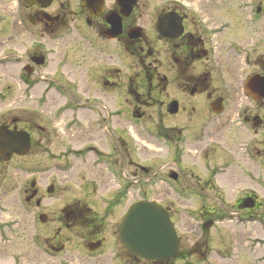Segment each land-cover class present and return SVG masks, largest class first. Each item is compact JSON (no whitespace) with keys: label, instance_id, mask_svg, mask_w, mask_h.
Masks as SVG:
<instances>
[{"label":"flooded vegetation","instance_id":"af4514ba","mask_svg":"<svg viewBox=\"0 0 264 264\" xmlns=\"http://www.w3.org/2000/svg\"><path fill=\"white\" fill-rule=\"evenodd\" d=\"M20 4L23 18L18 22L24 32L17 34L15 40L21 49L11 51L14 64L24 74L18 76L17 83L31 90L40 89L43 97L49 98L54 92L57 102L54 111L60 117L55 118L54 112L52 118L56 124L65 125L63 131L78 137L76 142L80 143L65 145L64 154H69L52 158L54 163L49 171L41 168L43 174H55L48 184L38 186L31 179L24 191L25 204L34 201L38 210L42 198L54 195L55 186L60 188L61 184L60 191L67 192L70 185L64 179L78 170L76 184L82 183L81 187L57 209L53 219L68 238L54 235L57 228L46 239L51 238L54 244L51 248L62 255L65 240L71 245L78 241L77 230L83 231L86 238L76 247V257L58 254L60 257L50 264L114 263L117 257L124 264H206L210 242L184 241L179 221L183 226L191 217L197 218V232L201 235L206 233L204 226L210 223L200 224L201 216L210 214L217 219L224 216L215 205L206 208V204L191 210L192 215L189 209L179 208V201L186 198L219 202L231 196V212L244 218L256 214L264 220V202L258 199V193H264L263 180L257 183L251 178L250 185L240 190L235 182L239 158L254 159L259 164L257 168L264 169V0H42L41 4L20 0ZM80 25L89 37L76 33L74 38L88 43L89 59L78 46L82 63L77 61L71 66L73 69L68 73H73V77L67 82L68 73L64 71L68 69L64 61L67 51L57 52L50 76L42 72L41 68L51 62L46 43L55 40L59 50L66 40L62 38L63 30L78 29ZM126 58H133L131 67H126ZM75 60L76 57L72 62ZM126 69L129 72L136 69L137 73L125 76ZM222 71L229 73L228 84L239 90L246 104L242 110L233 111L228 123L215 125L228 106V98L217 93L225 85ZM82 85L90 89L86 95L80 91ZM5 115L0 110L3 118L0 125L29 136L30 148L23 157L33 149L35 137L39 140L35 146L40 154L48 153V140L56 134L53 119L42 127L36 116L7 120ZM117 119L122 128L117 131L115 128L111 144L110 120ZM141 120H151L148 128L138 129L137 133L140 139L141 132L150 136L149 164L140 163L146 150L134 142L137 140L130 132L133 129L130 121ZM228 124L232 139L229 143L222 135ZM97 128L106 133L104 144L97 143L98 136L90 140ZM15 157L12 155L7 162ZM90 161L94 166H89ZM1 163L6 162L0 160ZM25 165L27 169L31 166ZM127 166L132 169L126 174ZM90 170L96 171L97 178L90 175ZM128 173L137 179L136 183L143 177L152 186L150 194L138 188L136 201L157 202L173 222L178 238L173 257L143 260L129 253L120 241L118 245L115 240H106V229L93 215L91 204L96 197L105 200L102 213L106 208L111 212L118 208L119 202H124ZM31 174L26 171L25 177ZM159 186L164 190L160 191ZM108 194L111 198L106 199ZM160 194L165 197L161 199ZM38 216L43 225L52 220L46 210Z\"/></svg>","mask_w":264,"mask_h":264},{"label":"rangeland","instance_id":"374dc122","mask_svg":"<svg viewBox=\"0 0 264 264\" xmlns=\"http://www.w3.org/2000/svg\"><path fill=\"white\" fill-rule=\"evenodd\" d=\"M22 18L23 16L20 0H0V110L5 112L6 115L3 117H5L7 120L15 117L27 120L31 118V116H36L39 122L42 124V127H47L48 124L46 122L49 119H53L52 114L55 112L54 110L57 106V102H55V93H51L49 98L45 96L43 97V94H40V89L36 88L31 90L17 83L18 76H24V74L23 70L20 69V66L14 64L15 57L11 54V51L12 49H21L20 45H18V41L15 40V38L19 37L17 34L24 32L22 24L18 22V20H21ZM77 23L79 24L78 21ZM2 29L3 31L1 33ZM31 30L32 28H30V31ZM76 33L82 34L83 36H88V32L82 25H80L78 29H72L69 27L66 30H63L62 38L66 37V40L61 42V47L59 50L57 49V42H55V40H50L49 44L45 42L48 59H50L51 62L47 67L41 68L42 72L46 73L48 76L51 75V73L54 71L56 62L54 64L53 62L56 60L55 56L58 51H62V54L63 52L67 51V56L64 59L68 65V69L64 70L66 73H68L69 70L70 72L72 71L73 68L71 69V66L77 61L82 63V57L78 56L79 53L77 52L78 46H81V52L87 55L89 59L90 55L87 52L88 43L82 42L79 37L76 40L74 38L77 37L75 35ZM75 57L76 60L72 62ZM58 59L59 55H57V60ZM132 60L133 58H126V67H131ZM147 62L148 61L145 63L147 64ZM129 73L136 74L137 70L130 69L129 72L126 69L125 76H127ZM221 75L224 77L223 83L225 85L218 88L217 93L228 98V106L224 110L223 115L218 117L215 125L228 123L227 118H231L233 116V111H235L236 108L242 110L244 107L243 105L246 104V102L240 98L241 95L239 90L230 87L228 84L229 73L222 71ZM70 76L73 77V73H71V75L68 73L66 82ZM87 90L90 91V89L86 88L84 85H82L80 88V91L83 93V95L87 94ZM96 90H98V88ZM113 102L114 100L111 101L110 105ZM35 108L38 111H34ZM39 111L41 113H39ZM127 113L128 110H126V114ZM54 115L55 118L59 119L60 115L57 111L54 113ZM1 120H3V118H0V121ZM117 121L118 119L115 121L110 120L111 129H109V141L111 144L112 137L115 136L113 134L115 128L116 131L122 128L117 124ZM150 121L151 120H141L139 122L130 121V123H133V129H130V132L137 140L134 142L139 143L141 147L139 145L138 146L147 151L142 153L143 159L139 160L141 164H149L148 160L150 159L149 153L151 144L149 142L151 140L147 132H141V135L143 136L141 139L138 134L140 133L139 130L148 128ZM170 121L171 120H169V123ZM63 122H66V120H63ZM128 124H126L127 127ZM64 126L65 125L56 124L54 120V125L52 127L56 134L54 138L51 137L48 140L50 145L47 148L48 153L40 154V149L35 146L37 143H39V140L37 137H35L34 147L26 158L15 157L9 162L0 164V264H50L53 259H56L55 257L58 258L60 257L59 255H61L56 249L51 248V245H54L50 241L51 238H46L52 235L54 230L59 226L58 223L54 222L53 220L56 216L57 209H59V207L64 202H67V198L70 196L72 197L81 187L82 183L76 184V182L79 181L76 179L78 170L69 175L68 178L64 179L68 181V184L70 185V188H68L67 192H61L60 189L62 185L58 183L60 188L55 186V192L52 197L47 196L44 199L42 198V206L38 210L34 201L29 202V205L25 204L24 191L28 186V181H32L31 179H33L38 186L41 184H43V186L44 184H48L49 181H51L50 179L54 177L55 174H43L41 168H45L47 171H49L54 163V158L64 154L65 145H80V143L76 142V138L78 137L73 136L70 132L68 133L63 131ZM230 130L231 127H229L228 124L226 129L223 130L224 133H222L223 137L224 135L226 136L225 140H227V143H229L228 141L232 140L230 138ZM105 134L106 133L104 130H102V128H97L93 131V136L90 140H95L98 136L97 143L104 144L107 141V139H103ZM67 154L69 153H65L64 155ZM25 163L31 165L29 169L25 167ZM241 164L245 167L243 168ZM236 165H239V167L236 169L235 181L237 183V190L249 186L250 181H252L251 178L253 179V182L256 180L257 183L261 182V180L264 182V179H261V177L264 176V169L262 167L261 169L257 168L259 164L254 159L252 161L248 160L246 157H242L237 160ZM89 166H94V162L90 161ZM131 167L129 166L128 168H125L126 174L128 170L132 169ZM94 170L89 171L90 175H93L95 178H97V173L96 171L94 172ZM26 171L32 172L33 174L29 175V177H25ZM140 178V181L136 183L137 179L132 178L130 173H128V176H126L125 180V182H127V188L123 199L124 202L122 203V201H120L119 207L113 209V212H111V210L108 211L106 208L105 213H102V209L105 207V200L100 201L93 196L95 198V201H93L91 204L93 215H95L97 219L100 220L104 230L106 229L104 236L108 242L115 240L118 244V224L121 221L122 216L129 204L139 198V195H136L137 189H145V191L149 192V194L152 192V186L150 182L144 181L143 177ZM110 186L113 188L114 184L110 183ZM128 188L131 189L129 192H127ZM259 188L260 187H257V189ZM159 190L163 191L164 189L159 186ZM74 191L76 192L74 193ZM109 192H111V190ZM258 194L259 201L264 202V193ZM109 196L110 195L108 194L106 199H108ZM159 197L162 199L165 197V194H160ZM111 200H113V198ZM203 200L206 201L201 202ZM232 202L233 199L231 196H227L224 201L219 202L214 200L209 201V199L203 198L197 199V201L187 200V198L183 202L179 201V203H181V207H178L182 210L183 208L189 209L190 211L188 212L192 215V211L194 209L202 208L204 207L202 205L206 204V208H210L215 205V208L219 210L218 212L224 216L217 219V217H212L210 214L204 215L203 212L204 216H201L202 222L200 221V224L204 225L207 221L210 223L204 226L206 227L204 229V232L206 233H202L201 235H198L197 232V226L199 225V220L197 218L191 217L192 219H190V221H186L187 224H184L183 226L181 225L182 222L179 221V233L181 236H183L184 241L205 240L210 242V247L206 250V264H264L263 217H258L256 214H253L251 217H240L241 214L231 212L230 206ZM44 210H46V213L49 216L48 219H52L45 225L38 221V213ZM209 225H211V227H209ZM57 231L58 232L54 233V235L59 234L63 236V239L67 237L66 232L63 229H60V227ZM77 231L78 241L74 240L72 244L73 246L69 243L70 241L66 244L67 237L63 243L65 245V250L61 256L73 255L76 257V247L79 248L80 244L86 238L83 231H80V229ZM100 236H103V233L100 234ZM109 244H111V242ZM182 250H185V247H183ZM80 254L82 255L81 251ZM78 262L79 261L76 263ZM104 264L124 263L120 258L117 257L114 263L105 262Z\"/></svg>","mask_w":264,"mask_h":264},{"label":"water","instance_id":"95a60500","mask_svg":"<svg viewBox=\"0 0 264 264\" xmlns=\"http://www.w3.org/2000/svg\"><path fill=\"white\" fill-rule=\"evenodd\" d=\"M28 137L0 127V156L7 159L12 152L23 154ZM119 237L131 253L148 259L171 256L177 239L167 214L155 202L139 201L129 206L119 226Z\"/></svg>","mask_w":264,"mask_h":264}]
</instances>
